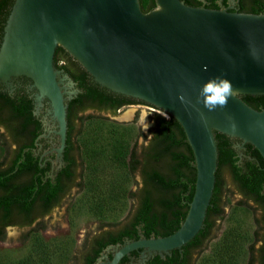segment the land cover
<instances>
[{"label": "water", "instance_id": "1", "mask_svg": "<svg viewBox=\"0 0 264 264\" xmlns=\"http://www.w3.org/2000/svg\"><path fill=\"white\" fill-rule=\"evenodd\" d=\"M58 46L108 91L172 116L194 158V191L180 226L166 236L141 234L108 245L112 257L102 254L98 264H118L132 250L139 251L137 264L181 250L203 227L210 205L218 161L215 132L240 140L239 156L250 144L264 160V107L255 109L240 96L264 95V13L182 0H154L148 11L139 0H13L0 39V86L9 88L20 77L32 82L35 113L46 99L45 125L56 126L48 131L60 136V152L67 101L79 89L54 62ZM217 75L231 80L236 94L226 108L209 112L197 103V92Z\"/></svg>", "mask_w": 264, "mask_h": 264}, {"label": "rangeland", "instance_id": "2", "mask_svg": "<svg viewBox=\"0 0 264 264\" xmlns=\"http://www.w3.org/2000/svg\"><path fill=\"white\" fill-rule=\"evenodd\" d=\"M156 114L168 118L144 102L85 113L76 124L79 187L31 227L6 229L0 238V264H76L84 234L123 221L135 204L131 193L141 185L139 168L130 170V157L139 159L151 140ZM7 142L0 127V159ZM219 174L221 214L213 217L210 237L193 264H247L250 257L255 264L263 233L260 207L238 190L227 167Z\"/></svg>", "mask_w": 264, "mask_h": 264}, {"label": "flooded vegetation", "instance_id": "3", "mask_svg": "<svg viewBox=\"0 0 264 264\" xmlns=\"http://www.w3.org/2000/svg\"><path fill=\"white\" fill-rule=\"evenodd\" d=\"M214 1L201 0V2H191V5H203L213 9L226 8L229 11L238 12L258 13L261 11L264 13V2H245L246 0H232L233 2L230 0ZM11 5L5 6V13L1 17L0 39L3 24ZM61 68L68 74L64 67ZM73 81L75 80L73 79ZM74 87L79 89L76 81ZM81 91L79 89L78 93ZM35 92L36 89L32 87V82L26 77L14 80L9 88L0 86V127L3 128L8 140L5 144V154L0 159V199H3L0 202V230L3 233L8 228L31 227L38 221L43 220L44 217L50 214L51 210L62 206L63 200L71 194V191L79 187L81 179L82 163L75 140L78 135L76 133V124L81 122L78 117L84 118L85 113L89 111L112 112V109L109 108L83 107L77 106L76 103L74 107H69V101L74 99L78 95L77 93L67 101L64 145L61 151L58 152L56 148L60 145V136L55 132L48 131V129L56 130L57 128L55 125H45V117L50 106L47 100L44 99L43 105L35 113ZM112 93L115 96L109 100V106H113L124 98H129L121 94ZM22 107L25 108L27 117L30 116V119H32L31 123L29 122L25 128H22L20 124L22 118L18 115V111ZM73 114L75 115L72 117L71 115ZM230 140V145L235 151L234 156L237 158L236 163L239 166L245 160L252 159L247 153L245 145L241 149V156L236 152L235 145L240 143V140ZM139 176L141 178L140 174ZM47 191L55 195L54 198L52 197L46 202L44 197ZM27 206L28 208H26ZM106 226L108 227H102L97 231L86 233L82 236L76 264H98V259L102 254H107L109 258L112 257L111 250H105L108 245H121L127 240L139 238L142 234L139 228H137L136 232L131 230L127 232L125 230V227L132 229L130 220L127 218L120 224H106ZM197 250V247L190 246L184 256L181 255L178 259L168 262L170 264H193ZM171 251L170 254L165 255L171 256ZM179 252H182V248ZM156 256L165 259V257L154 254L146 259L145 264H148L150 260L153 261L151 264L165 263L164 261L160 262ZM138 260L139 251L132 250L128 255H124L118 264H137ZM257 264L260 263L257 262Z\"/></svg>", "mask_w": 264, "mask_h": 264}, {"label": "trees", "instance_id": "4", "mask_svg": "<svg viewBox=\"0 0 264 264\" xmlns=\"http://www.w3.org/2000/svg\"><path fill=\"white\" fill-rule=\"evenodd\" d=\"M182 1L189 5H191V2H201V0ZM208 1L215 2L214 0ZM139 2L143 11H148L154 7V0H139ZM245 2H264V0H246ZM12 3L13 0H0V22L5 13V6ZM258 13L262 12L259 11ZM60 61L62 63L58 64ZM54 62L58 67H64L77 82V87L82 90L74 99L69 101V107H74L76 103L77 106H91L99 109L109 108L115 111L122 105L142 102L132 98H124L113 106H109V100L113 99L115 95L92 80L86 70L60 46L55 49ZM66 63L68 66L65 65ZM240 96L255 109L264 107V95L241 94ZM25 113L23 107L18 111V115L22 118L20 122L22 128H25L32 120ZM78 118L81 121L83 120L82 117ZM151 130L152 138L142 151L140 158L130 157V170L134 172L139 168L141 185L136 192L131 193V196L135 199V204L126 216L130 220L132 229L125 227L127 232L130 230L136 232L139 228L145 237L151 235L154 237L166 236L180 226L193 195L196 177L193 153L181 125L172 116L165 118V116L156 114ZM215 139L218 150L216 181L204 225L192 240L182 246L181 253L178 249H173L171 251L172 255H165V259L156 256L160 262L164 261V264H170L168 261L178 259L181 255L184 256L190 246L197 247V251L203 249L204 244L210 237L213 217L221 214L220 198L223 186L219 172L223 167L229 169L238 190L251 198L260 207L261 212L258 223L263 233L261 243L257 249L255 264L257 262L264 264V160L252 145L245 144L247 153L252 159L245 160L239 166L236 163L237 158L234 156L235 151L230 145L231 140L218 132H215ZM49 191L44 197L46 202L52 197L54 198L55 195ZM2 201L3 199H0V202ZM121 222L110 225L120 224ZM2 234L3 232L0 230V238ZM152 262L150 260L148 264ZM247 264H254L253 257L249 258Z\"/></svg>", "mask_w": 264, "mask_h": 264}, {"label": "clouds", "instance_id": "5", "mask_svg": "<svg viewBox=\"0 0 264 264\" xmlns=\"http://www.w3.org/2000/svg\"><path fill=\"white\" fill-rule=\"evenodd\" d=\"M206 70V68H205ZM236 94L231 80L224 75L209 77L199 87L197 92V103L202 104L209 112L215 111L217 108H226L229 98H233ZM179 99L182 103H191L184 96Z\"/></svg>", "mask_w": 264, "mask_h": 264}, {"label": "bare ground", "instance_id": "6", "mask_svg": "<svg viewBox=\"0 0 264 264\" xmlns=\"http://www.w3.org/2000/svg\"><path fill=\"white\" fill-rule=\"evenodd\" d=\"M130 114V112L128 111V112H126V114L124 115V116H127V115H129Z\"/></svg>", "mask_w": 264, "mask_h": 264}]
</instances>
